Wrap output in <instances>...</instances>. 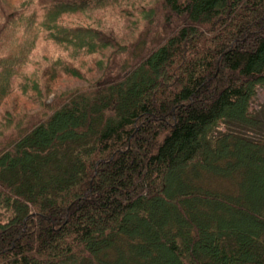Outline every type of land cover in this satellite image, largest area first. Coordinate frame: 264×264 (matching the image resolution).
<instances>
[{"label": "trees", "instance_id": "obj_1", "mask_svg": "<svg viewBox=\"0 0 264 264\" xmlns=\"http://www.w3.org/2000/svg\"><path fill=\"white\" fill-rule=\"evenodd\" d=\"M0 2V264H264V0Z\"/></svg>", "mask_w": 264, "mask_h": 264}, {"label": "rangeland", "instance_id": "obj_2", "mask_svg": "<svg viewBox=\"0 0 264 264\" xmlns=\"http://www.w3.org/2000/svg\"><path fill=\"white\" fill-rule=\"evenodd\" d=\"M7 3L10 4H18L19 2L23 0H4ZM4 3L0 2V23L4 21V11L10 9V7H5ZM95 16L104 15L105 21L103 24L106 26L109 25L111 29L114 31L115 34H126L129 33L130 30H124L122 23L124 20L116 17L115 10L113 8H109L107 10H103L102 13L97 12L94 14ZM79 15L76 14L74 19L77 18ZM102 25V24H100ZM21 28L11 29L10 28L6 31L7 38L6 40L0 39V56L7 55V54H13V53H19V49L21 48L22 39H21ZM45 55L47 59L51 60L52 57L60 56L61 58L66 57V53L62 50L53 47L51 44H47L42 40H37L34 44L32 51L30 52L28 56L31 58L34 62V60L39 59L41 56ZM40 64H43L42 57L39 59ZM89 60H85V63H87ZM77 62V61H76ZM41 68V67H40ZM22 69V73L24 74H31V72L34 71V66L31 64H27ZM20 78L17 79L19 81ZM6 107V106H5ZM250 113L259 121V124H256L254 128H249L243 125H240L236 122H232L234 125L241 127L243 129H239L236 127H231L226 125V123H219L213 130L211 131V136L215 137L219 133L225 132L226 130H241L242 133H246L249 136H252L253 138H264V88L257 87L255 91V95L253 96L251 102H250ZM240 131V132H241ZM255 182V181H254ZM251 223L248 221L247 223H243V226L249 227Z\"/></svg>", "mask_w": 264, "mask_h": 264}]
</instances>
